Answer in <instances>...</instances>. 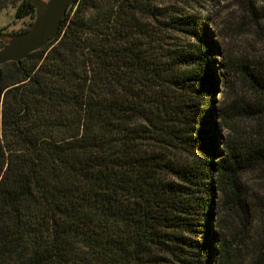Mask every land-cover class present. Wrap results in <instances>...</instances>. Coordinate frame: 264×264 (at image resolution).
<instances>
[{
    "label": "trees",
    "instance_id": "1",
    "mask_svg": "<svg viewBox=\"0 0 264 264\" xmlns=\"http://www.w3.org/2000/svg\"><path fill=\"white\" fill-rule=\"evenodd\" d=\"M8 6L26 30L34 7ZM197 6L73 0L46 46L0 65V264H230L212 198L229 208L264 163V122L218 151L217 46Z\"/></svg>",
    "mask_w": 264,
    "mask_h": 264
},
{
    "label": "rangeland",
    "instance_id": "2",
    "mask_svg": "<svg viewBox=\"0 0 264 264\" xmlns=\"http://www.w3.org/2000/svg\"><path fill=\"white\" fill-rule=\"evenodd\" d=\"M196 10L207 16L212 41L217 46L214 60L216 75L212 103L218 151L235 138L253 144L261 138L263 120L257 117L259 94L239 75L236 66L264 78V0H195ZM205 10V12H204ZM17 20L8 6L0 12V29L15 32L26 25ZM178 40L188 43L189 38ZM262 81V80H261ZM224 117V120H223ZM230 207H219L221 194L212 198L211 222L216 234L227 244L230 264H264V163L240 172Z\"/></svg>",
    "mask_w": 264,
    "mask_h": 264
},
{
    "label": "water",
    "instance_id": "3",
    "mask_svg": "<svg viewBox=\"0 0 264 264\" xmlns=\"http://www.w3.org/2000/svg\"><path fill=\"white\" fill-rule=\"evenodd\" d=\"M35 15L30 26L17 33L0 32V65L7 62L19 64L30 53L46 46L57 33L61 20L73 0H28Z\"/></svg>",
    "mask_w": 264,
    "mask_h": 264
}]
</instances>
